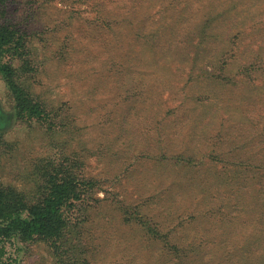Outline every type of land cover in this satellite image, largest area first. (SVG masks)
Segmentation results:
<instances>
[{
  "label": "rangeland",
  "instance_id": "1",
  "mask_svg": "<svg viewBox=\"0 0 264 264\" xmlns=\"http://www.w3.org/2000/svg\"><path fill=\"white\" fill-rule=\"evenodd\" d=\"M0 24L53 118L16 121L0 77L1 186L34 202L52 162L94 183L68 259L15 238L0 264H264V0H0Z\"/></svg>",
  "mask_w": 264,
  "mask_h": 264
},
{
  "label": "trees",
  "instance_id": "2",
  "mask_svg": "<svg viewBox=\"0 0 264 264\" xmlns=\"http://www.w3.org/2000/svg\"><path fill=\"white\" fill-rule=\"evenodd\" d=\"M207 15L199 24L208 20ZM28 55L23 36L10 26L0 24V77L12 97L13 118L50 125L53 118L46 108L33 99L19 81L18 72L28 71ZM252 56L258 58L256 52H252ZM14 62H19L20 70L14 68ZM211 74L212 80H233L225 65L215 66ZM52 163L41 168L43 184L37 187L39 196L34 202L0 184V254L3 246L15 238L37 237L49 241L56 255L69 258V249L64 245L70 225L68 213L83 199L85 188H91L94 183L85 182L75 171Z\"/></svg>",
  "mask_w": 264,
  "mask_h": 264
}]
</instances>
